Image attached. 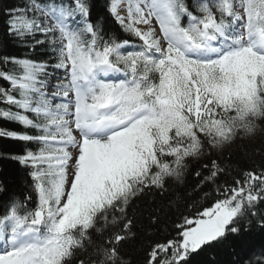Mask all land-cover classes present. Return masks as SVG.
Returning <instances> with one entry per match:
<instances>
[{"label": "snow or ice", "instance_id": "obj_1", "mask_svg": "<svg viewBox=\"0 0 264 264\" xmlns=\"http://www.w3.org/2000/svg\"><path fill=\"white\" fill-rule=\"evenodd\" d=\"M4 16L0 139L21 150L0 159L27 190L0 179V264H210L225 245L264 264V164L224 157L264 136V0H23ZM190 176L198 199L148 209L137 261V201Z\"/></svg>", "mask_w": 264, "mask_h": 264}, {"label": "trees", "instance_id": "obj_2", "mask_svg": "<svg viewBox=\"0 0 264 264\" xmlns=\"http://www.w3.org/2000/svg\"><path fill=\"white\" fill-rule=\"evenodd\" d=\"M22 2L23 0H0V41L5 40L4 20L6 19V17L4 16V10L7 8L16 7ZM102 3L103 0H97L98 7L101 6ZM5 54L21 55L23 54V52L21 49H17L9 42L8 47L5 49ZM0 84H3V81H0ZM0 126L12 127V125H4L3 122H0ZM20 150L21 145L19 143L0 139V153L11 155L18 153ZM229 155L231 162L234 165H238L240 168L247 169L253 166L264 164V136H258L256 139L251 141H238L224 153V157L226 159L229 157ZM196 167H199V165H196ZM23 177L24 172L21 166L15 160L0 159V179L7 178L11 191L17 194H23L27 190L23 183ZM195 182V177L190 176L188 178V184L186 187H174L172 191L164 198L156 196L154 198V205L150 203V200L153 198H147L145 200L137 201V205L134 209V214L137 220L136 231L138 232L140 239L136 242H131L127 248V251L133 258H135L137 261L142 258L141 244L144 240L143 228L148 223V209L150 207H156L166 204L169 200H176L179 197H184V199L180 201L179 208L180 211H184V206L186 204H190L193 199H198L195 193L192 194L191 198L187 196V193H190L192 191V187L194 186ZM208 190L209 189H205V191ZM2 199L3 198H0V200ZM200 203L204 204V206H208V203L203 200H201ZM176 211V208L172 209V213H175ZM185 214H187V212H185ZM173 218L174 216L170 214V216L168 217L169 222ZM258 239L259 235L257 234V240ZM231 252L232 249L228 245H225L218 249L207 250V252L201 257V259L210 262V264H231V261L235 259V257L230 254Z\"/></svg>", "mask_w": 264, "mask_h": 264}]
</instances>
